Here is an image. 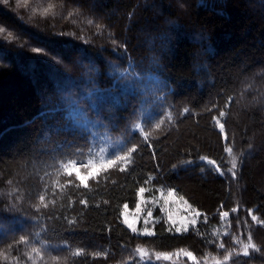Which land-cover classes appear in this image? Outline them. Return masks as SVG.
I'll list each match as a JSON object with an SVG mask.
<instances>
[{
    "label": "trees",
    "instance_id": "obj_1",
    "mask_svg": "<svg viewBox=\"0 0 264 264\" xmlns=\"http://www.w3.org/2000/svg\"><path fill=\"white\" fill-rule=\"evenodd\" d=\"M257 1L0 0V224L32 228L0 264H264ZM115 136L112 165L81 184ZM141 188L173 190L196 224L177 233L157 210L151 236L133 233L122 211Z\"/></svg>",
    "mask_w": 264,
    "mask_h": 264
},
{
    "label": "rangeland",
    "instance_id": "obj_2",
    "mask_svg": "<svg viewBox=\"0 0 264 264\" xmlns=\"http://www.w3.org/2000/svg\"><path fill=\"white\" fill-rule=\"evenodd\" d=\"M253 6H257V0H249ZM77 61H80L78 58ZM132 63L130 61L128 67L120 73L121 74H128L131 73L133 70ZM127 72V73H126ZM140 126V122L137 124V127ZM218 127L222 129L221 125L218 123ZM122 146L121 138L115 136V139L108 138L107 146L104 147L102 157L95 161H91L86 166L77 168L81 174L87 175L89 172H93L95 175L100 169L104 168L105 165L108 164V161L113 158V155L117 153ZM76 169V170H77ZM92 175V176H93ZM146 191V190H145ZM143 193H140V201L135 209H131L127 206H124L122 211V222L124 223L125 215L127 218L134 223L137 228L136 233L142 234L144 229L146 228L148 231L152 232V225L155 222V212L159 210V216L163 218H167V220L172 225V220L169 219L171 216L173 220L176 221L174 229L176 227H181L182 224L187 225V228L193 227L194 225L191 224L192 219H197V216H194V211L191 209L180 199H178L173 190H160L157 197H149ZM171 193V195H169ZM126 225V224H125ZM127 226V225H126ZM30 224L27 221H23L21 224L16 223V220L11 219L7 220L6 222L0 224V245L1 242L8 241L10 244L17 242L21 237L26 238L28 232L31 231ZM19 238V239H16ZM25 243H28L26 239L22 240ZM34 245L33 243H31ZM41 245L32 246L30 251H27L25 255L27 259L31 258H40L37 255ZM5 248V247H4ZM5 251H10L11 249H4ZM35 249V251H33ZM5 256L8 257L9 253H5ZM12 264H18L17 262L13 261Z\"/></svg>",
    "mask_w": 264,
    "mask_h": 264
},
{
    "label": "snow or ice",
    "instance_id": "obj_3",
    "mask_svg": "<svg viewBox=\"0 0 264 264\" xmlns=\"http://www.w3.org/2000/svg\"><path fill=\"white\" fill-rule=\"evenodd\" d=\"M7 2H8V0H4V3H7ZM16 3H17V7H26V6L28 5V0H16ZM50 7H51V5H49V8H50ZM48 10H49V9H44V12L41 13V14L43 15V14L47 13ZM90 23H91V22H90ZM3 32H5V28L0 27V33H3ZM9 35H11V34H9ZM40 51H41V49H39V48H34V49H33V52H35V53H39ZM185 111H187V109H186ZM219 115H220V117H224V116H225V112H221ZM227 152H228V153H231V152H232V149L229 148V149L227 150ZM212 161H213V160H207V163L210 164V165H213V162H212ZM112 163H113V161H111V160L108 161V165H109V166H111ZM236 167H237L236 162H235V160H233V162H232V167H231V169H229V171H233ZM216 171L219 172L220 170H216ZM93 174H94L93 172H89L87 175H83V174H81V172H80L78 169H77L76 172H75L76 178L80 181L81 184H84L85 186H86V182L88 181V179H89ZM69 175H71V172H69ZM144 191H145V189H143V188L140 189V193H143ZM169 195H171V193H169ZM40 199L43 201L45 198H44V196H41ZM80 203H81V204H84L85 201L81 200ZM233 211L235 212L236 209H233ZM250 212H251V210H250ZM198 215H200V214H199V213H194V216H198ZM221 215H222V216H228L229 213L224 212V213H222ZM169 219L172 220V225L175 226L176 221L173 220L171 216L169 217ZM252 220L255 221V220H256V216L253 215V216H252ZM124 224H126L127 227H128L133 233H136V232H137V228H136V226L134 225V223H133L132 221H130V220L127 218L126 215H125V218H124ZM191 224H192V225H195V224H196V220H195V219H192ZM187 230H188L187 225H184V224H182L181 227H176V228H175V231H176L177 233H180V232H182V231H187ZM142 234L151 236L153 233L150 232V231H148V230L145 228ZM23 239H24V237H21V240H23ZM248 241H249V242H248L247 244L244 245L243 254H244L245 256L249 255V251H248V250H249L250 248H251V249H255V250H257V251L259 250V249H257V246H256L254 243H252V237H251V236H249ZM219 247H220V248H224V245H223V244H220ZM33 251H35V249H34ZM138 251H140V250L138 249ZM96 255H99V253H97ZM141 255L143 256L144 254L141 253ZM185 255L188 256V257H192V256H193V254H192L191 252H186ZM157 258H159V257H157ZM228 259H229V256H228V255H225V256H224V260H228Z\"/></svg>",
    "mask_w": 264,
    "mask_h": 264
}]
</instances>
